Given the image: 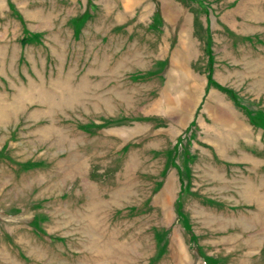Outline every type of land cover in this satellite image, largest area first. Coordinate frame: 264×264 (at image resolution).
<instances>
[{
  "label": "rangeland",
  "instance_id": "1",
  "mask_svg": "<svg viewBox=\"0 0 264 264\" xmlns=\"http://www.w3.org/2000/svg\"><path fill=\"white\" fill-rule=\"evenodd\" d=\"M0 264H264V0H0Z\"/></svg>",
  "mask_w": 264,
  "mask_h": 264
}]
</instances>
